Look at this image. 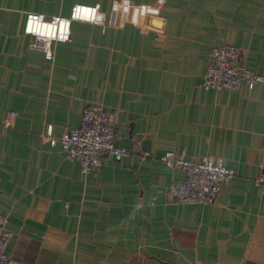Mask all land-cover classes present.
Segmentation results:
<instances>
[{
  "label": "crops",
  "instance_id": "0c3cea01",
  "mask_svg": "<svg viewBox=\"0 0 264 264\" xmlns=\"http://www.w3.org/2000/svg\"><path fill=\"white\" fill-rule=\"evenodd\" d=\"M72 21L51 58L23 33L29 11ZM242 50L261 80L201 85L212 45ZM98 103L119 160L82 172L59 135ZM9 111L13 112L6 122ZM167 150L234 169L211 203L176 202ZM264 0H0V214L19 264H264Z\"/></svg>",
  "mask_w": 264,
  "mask_h": 264
},
{
  "label": "built area",
  "instance_id": "2783aa9c",
  "mask_svg": "<svg viewBox=\"0 0 264 264\" xmlns=\"http://www.w3.org/2000/svg\"><path fill=\"white\" fill-rule=\"evenodd\" d=\"M72 21L98 23L97 5L74 3L69 14L45 17L43 13L29 11L25 14L23 33L29 34L51 58L52 41H69ZM241 48L228 43L215 44L207 53L205 72L201 85L204 88H239L243 84L252 87L261 80V75L250 70L243 61ZM13 112L9 111L6 122ZM112 113L98 103L87 105L81 114L79 125L63 129L59 141L67 159L78 162L80 170L87 172L102 165L106 156L119 160L129 149L114 143L116 131L112 124ZM167 166L180 169L184 179L171 188L176 202L211 203L222 184L234 176V169L211 157L189 159L185 155L167 150L160 156ZM255 184L264 194V172L254 178ZM12 231L6 226V219L0 214V264H19L7 252Z\"/></svg>",
  "mask_w": 264,
  "mask_h": 264
},
{
  "label": "water",
  "instance_id": "95a60500",
  "mask_svg": "<svg viewBox=\"0 0 264 264\" xmlns=\"http://www.w3.org/2000/svg\"><path fill=\"white\" fill-rule=\"evenodd\" d=\"M163 264H186L184 263L181 258L177 255H175L173 257V260L172 261H168V260H165V261H162Z\"/></svg>",
  "mask_w": 264,
  "mask_h": 264
}]
</instances>
